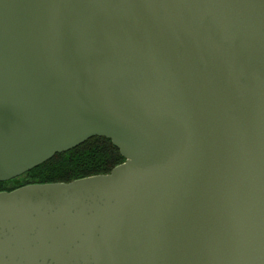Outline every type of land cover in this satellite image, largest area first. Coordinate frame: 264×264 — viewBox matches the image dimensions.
I'll list each match as a JSON object with an SVG mask.
<instances>
[{
  "label": "water",
  "instance_id": "obj_1",
  "mask_svg": "<svg viewBox=\"0 0 264 264\" xmlns=\"http://www.w3.org/2000/svg\"><path fill=\"white\" fill-rule=\"evenodd\" d=\"M94 137L0 193V264H264V0H0V182Z\"/></svg>",
  "mask_w": 264,
  "mask_h": 264
},
{
  "label": "trees",
  "instance_id": "obj_2",
  "mask_svg": "<svg viewBox=\"0 0 264 264\" xmlns=\"http://www.w3.org/2000/svg\"><path fill=\"white\" fill-rule=\"evenodd\" d=\"M125 159L110 139L94 137L82 145L55 155L27 174L0 182V193L11 192L30 184L70 183L97 175H106Z\"/></svg>",
  "mask_w": 264,
  "mask_h": 264
}]
</instances>
